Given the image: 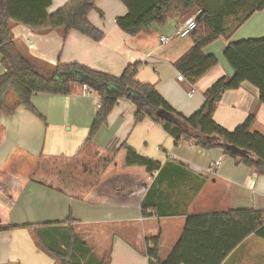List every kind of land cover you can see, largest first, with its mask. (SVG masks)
<instances>
[{
	"label": "crops",
	"instance_id": "obj_1",
	"mask_svg": "<svg viewBox=\"0 0 264 264\" xmlns=\"http://www.w3.org/2000/svg\"><path fill=\"white\" fill-rule=\"evenodd\" d=\"M69 1L52 0L49 12ZM97 4L104 16L95 10L90 14V20L103 31L104 37L99 42L76 31L65 35L63 28L32 29L13 24L12 33L32 55L53 64L78 62L120 76L128 64L141 62L136 78L153 84L174 108L186 116L202 106L204 92L216 80L233 75L234 70L223 54L225 46L231 41L264 37L263 9L255 12L230 39L220 36L203 49L205 54L216 55L218 64L195 84H190L180 78L182 75L174 66L193 45L191 35H175L182 18L173 17L165 26L150 27L137 35H130L116 22L117 17L128 11L120 0H97ZM162 35L175 36L168 43H161ZM4 72L0 52V75ZM192 89L195 91L190 96ZM9 98L11 102L16 101L13 95ZM32 102L43 118L23 105L16 106L13 111H0V200L7 204L20 187L25 189L29 183L36 182L49 196L59 193L70 202L74 199L79 203L75 208L71 206L68 214L65 207L61 214L49 210L37 223L26 222L29 220H24L20 213L19 216L14 214L12 223L9 222L13 226L0 231V263L56 264L54 257L36 242L32 229L26 226L30 223L71 219L76 231L99 257L110 256L109 264H149L146 255L148 239L158 237L160 255L166 256L180 238L191 214L264 210V175L256 168L238 164L221 148L208 150L189 142L192 155L186 149L179 153L190 159L179 161L174 153L176 160L171 161L168 156L173 152L169 149L176 150L185 142L176 143L151 119L136 123V107L128 99L119 101L92 141L87 137L97 112V94H84L82 86L75 85L70 94L38 93ZM252 112L256 116L252 129L264 134V103L259 102V89L244 82L240 88L223 94L214 119L233 130ZM124 143L158 160L161 163L159 175L149 180L144 167L127 166L126 150L122 148ZM96 156L104 164L99 180L124 173L143 180L145 184L124 191L129 200L123 202L91 193V186L98 179H92L86 169L75 176L69 172L74 170L73 164L80 167L87 161L93 162ZM17 157H29L33 161L37 158L38 162L43 158L45 164H51L52 171L45 172L32 164V169L25 174L24 169L19 168L21 160H14ZM217 160L221 161L220 166L210 173ZM67 162H70L68 174L62 178L58 169ZM14 169L15 173L12 172ZM41 174L46 178L58 175L64 186L52 185L41 179ZM84 177L91 178V182L86 181L85 185V181L79 179ZM81 190L83 194L79 193ZM146 197L151 209L148 216H144L141 209ZM0 218L5 222L1 209ZM222 264H264V240L255 233L249 235Z\"/></svg>",
	"mask_w": 264,
	"mask_h": 264
},
{
	"label": "trees",
	"instance_id": "obj_2",
	"mask_svg": "<svg viewBox=\"0 0 264 264\" xmlns=\"http://www.w3.org/2000/svg\"><path fill=\"white\" fill-rule=\"evenodd\" d=\"M127 8L124 16L116 19L118 26L130 35L154 26L162 27L173 17L182 18L195 7L198 27L191 33L192 47L175 63L177 71L190 84L218 64L214 54L203 49L220 36L232 35L257 11L264 9V0H120ZM52 0H0V52L5 72L0 75V111H13L23 105L43 118L32 102L38 93L70 94L75 85H87L88 92L98 95L96 116L88 141H92L121 99H128L136 107L135 122L146 118L158 123L176 143L189 142L203 149L221 148L238 164L256 168L264 175V134L252 130L256 116L252 112L235 129L229 130L214 119V113L227 90L238 89L249 82L259 89V102L264 103V37L229 42L223 51L234 73L222 76L205 92L204 103L193 114L179 112L151 83L141 82L136 76L141 62L128 64L120 76H115L87 65L72 62L56 64L35 57L28 47L15 38L13 24L32 29L63 28L65 35L76 31L99 42L103 31L90 20L97 10V0H70L50 13ZM10 95L16 101H10ZM232 145L239 151H232ZM127 166L144 167L147 175L161 169V163L143 155L124 143ZM157 177V176H156ZM145 184L128 174H113L91 186V193L110 200H129L124 191ZM144 216L151 213L147 197L141 204ZM160 216L159 213H156ZM163 216V215H162ZM3 223L0 231L11 228ZM32 229L38 245L52 255L56 264H109V258L99 257L73 226V221L26 224ZM257 234L264 240V210L239 209L226 213L191 214L184 230L169 251L160 255L159 238L148 239L146 255L149 264H222L227 255L246 237ZM10 264V263H0Z\"/></svg>",
	"mask_w": 264,
	"mask_h": 264
},
{
	"label": "rangeland",
	"instance_id": "obj_3",
	"mask_svg": "<svg viewBox=\"0 0 264 264\" xmlns=\"http://www.w3.org/2000/svg\"><path fill=\"white\" fill-rule=\"evenodd\" d=\"M184 149H186V151L189 153V155L190 154L192 155L193 150H192V147L189 145L188 142H185L180 147H178L176 150L169 149V152L172 151L173 153H171V154L175 153L177 156V160L185 161V159H190V158L189 157L183 158V157H181L183 155H181L179 153L181 150H184ZM19 159L21 160V162H20L21 165L19 166V168H21V169L23 168L25 174H27V172L30 170V168L32 169V167H31L32 164H35L38 168H41L45 172H50V171H52V168H53V167L51 168V164H45L43 162V158L39 159L41 162H38L37 158L35 161H33L32 158H29V157H20ZM19 159L17 157L14 160H19ZM92 160H93V162L87 161L84 164L80 165V167H76V165L73 164L74 170H71L69 173H71V175L75 176L77 174H82L83 171L86 169V172L88 174H91L89 176H91L92 179H98L99 180V176L101 175L100 169L104 165L103 161H99L98 156L94 157ZM204 161H205V159L203 160V162ZM67 163H68L67 165H63V163H62L60 166V170L58 169L59 174L62 178H65L66 175L68 174L67 166H69L70 162H67ZM109 169H112V168H109ZM12 172L15 173V169ZM35 177H36V174H35ZM77 177H79V176H77ZM77 177L75 178L76 180H78ZM135 177H137V176H135ZM40 178L43 180H46L47 182H50L52 185L64 186V184L59 181L58 175L53 176L52 178L50 176L48 178H46V177L42 176V174H41ZM79 179L80 180L83 179L85 181V185H86V181L91 182V178H88V177L79 178ZM79 184L73 183V185H76V186L81 185V184L80 185ZM22 190H24V191H22ZM76 191H78V190H74V192H76ZM79 193L83 194L84 191L81 190V192H79ZM89 196H92V195H89ZM56 199H58V200H56ZM8 202L9 203L6 204L5 201L0 200L1 204L4 203V205H2V207L0 206L1 212H2L3 216L5 217V219H4L5 222H3V223L11 222L12 216L14 214H16L15 216H19V215H17L18 213L24 215L23 216L25 218L24 220H29L26 222H35L36 221V223H37L39 221H42L45 218L44 216H46V215H44V214L48 213L49 210L53 214H61V213H63V207H65L66 213L68 214V209L71 206H72V208L77 207L78 205H76V203H79L77 200H74V199L72 200V202H70V199H68L65 196H62L59 193H56V195L54 194L52 196H49L44 191L43 186L39 183H36V182L29 183L25 187V189L23 187H20L18 192L15 195H13V199L12 200L8 199Z\"/></svg>",
	"mask_w": 264,
	"mask_h": 264
},
{
	"label": "built area",
	"instance_id": "obj_4",
	"mask_svg": "<svg viewBox=\"0 0 264 264\" xmlns=\"http://www.w3.org/2000/svg\"><path fill=\"white\" fill-rule=\"evenodd\" d=\"M197 27H198V24H197V21L195 19V16H192L180 24L179 28L175 32V35L180 36V37L189 36V35H191V33L193 31H195L197 29ZM175 35H162L160 37V42L161 43H168ZM180 78L183 79V76H180ZM194 91L195 90L192 89V91L189 93V95L192 96ZM83 92H84V94L89 93L87 85L83 86ZM99 106H100V104L98 103L97 107H99ZM168 158L171 161L176 160V156L174 154L169 155ZM220 163H221L220 160L215 161L212 168H210V173H214L215 169L220 166ZM157 174H158V171H155L153 174L148 175V179L153 180Z\"/></svg>",
	"mask_w": 264,
	"mask_h": 264
},
{
	"label": "water",
	"instance_id": "obj_5",
	"mask_svg": "<svg viewBox=\"0 0 264 264\" xmlns=\"http://www.w3.org/2000/svg\"><path fill=\"white\" fill-rule=\"evenodd\" d=\"M198 12H199V8L195 7L188 14H186L184 17H182V19L180 20V23H183L186 19H188L192 16H195ZM227 148L231 149L232 151H239V149L237 147L232 146V145H228Z\"/></svg>",
	"mask_w": 264,
	"mask_h": 264
}]
</instances>
